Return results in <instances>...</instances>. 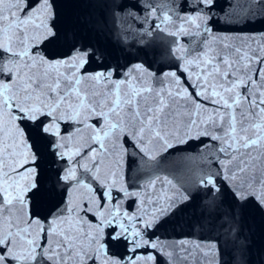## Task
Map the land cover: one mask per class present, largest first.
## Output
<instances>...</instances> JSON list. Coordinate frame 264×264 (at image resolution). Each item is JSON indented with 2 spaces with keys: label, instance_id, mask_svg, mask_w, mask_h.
I'll list each match as a JSON object with an SVG mask.
<instances>
[{
  "label": "snow or ice",
  "instance_id": "obj_1",
  "mask_svg": "<svg viewBox=\"0 0 264 264\" xmlns=\"http://www.w3.org/2000/svg\"><path fill=\"white\" fill-rule=\"evenodd\" d=\"M213 5L214 0H188L186 7L193 9V14L183 19L203 23L206 10ZM112 7L115 19L118 17L115 9H127L128 6L117 2ZM147 7L149 14L145 22L148 18L161 22L172 20L167 11L160 16L156 7ZM232 7L239 8V14L244 17L264 15V0H245L243 5L237 0ZM179 8L177 0H171V10L177 19L182 18L177 13ZM127 15L137 18L130 10ZM54 16L52 0H0V77H3L0 78V264H41L44 259L50 264H98L99 254L104 255L107 264H120L107 257L108 245L113 243H123L131 254L125 258V264H155L156 255L140 253L146 249L158 251V244L146 236L158 222V215L169 209L160 208L151 213V219L141 210L132 213L120 210L122 197L139 198L140 194L129 193L125 188H117L115 181L102 179L97 153L105 151V141L109 139H126L132 150L129 152L121 146L124 153L134 161L151 163L155 156L145 147L150 140L162 145L166 151L206 138L208 142L201 145L200 151H209L211 160L207 162L206 170L197 174L196 184L211 194L204 202V211L217 216L226 236H235L239 210L233 208L228 214L222 211L225 193L217 180L226 182L250 171L256 161L254 153H264V53L224 46L219 53L189 62L195 71L181 67L188 87L195 93L194 117L178 114L159 97L149 103L151 89L116 92L107 105H102L95 94L91 97L81 95L78 86L85 77L96 81L103 78L108 82L111 70L94 76L84 73L80 78L65 75L63 79L59 75L51 76L47 71L37 73V69L45 66H63L73 73L83 69L89 55L95 57V52L81 49L75 40H67L55 25ZM153 27L161 30L162 23ZM179 27L182 29L183 25ZM62 39L71 45V56L54 62L44 58L41 46ZM167 75L180 85L175 72ZM114 87L119 89V84ZM73 97L80 107L79 112L70 103ZM176 97L190 99L191 93L188 88L178 87ZM205 104L212 107L207 108ZM201 113H207V119H201ZM93 117L99 127L88 123ZM180 119L185 120L182 128L178 132H168L169 122L175 126ZM61 123L70 125L72 130L62 135ZM29 124L33 133L31 142L21 127ZM83 127L89 129V135L82 147L74 142L80 134L79 128ZM49 136L54 139L49 141ZM45 149L54 157V162H69L68 167L58 172L57 183L86 192L82 203L69 206L70 202L65 199L46 226L38 217L25 212L28 194L35 195L40 191L36 182L37 162ZM86 159L92 162V167L82 163ZM213 163L217 168L211 167ZM227 165H232L230 176L224 175ZM77 166L80 175H77ZM20 181H23L22 185ZM223 187L240 207L254 200L264 209V189L257 194L251 186L238 183L235 187L224 183ZM114 191L117 192L115 203ZM183 199L186 201L188 197ZM17 206L25 213L19 220L11 218V209ZM6 212L8 219L4 216ZM68 214L79 217V223L75 226L69 220L56 223ZM84 216H91L94 223L84 220ZM33 225L45 236L44 246L32 238ZM82 227L91 231L80 233ZM57 228H63V231ZM48 235L58 237L55 248L49 246Z\"/></svg>",
  "mask_w": 264,
  "mask_h": 264
},
{
  "label": "water",
  "instance_id": "obj_2",
  "mask_svg": "<svg viewBox=\"0 0 264 264\" xmlns=\"http://www.w3.org/2000/svg\"><path fill=\"white\" fill-rule=\"evenodd\" d=\"M117 2L128 7L116 8L118 17L114 19L112 5ZM236 2L237 0H214V5L206 10L205 22L191 23L183 19L193 14V9L186 7L188 0H177L180 4L177 13L181 19H177L176 14H173L171 0H52L55 25L67 40H75L81 49L87 48L95 52V57L89 55L83 69L73 73H69L63 66H45L36 71L38 74L47 71L51 76L59 75L63 79L65 75L80 78L84 73L94 76L101 72L106 74L111 70L112 76L108 82L103 78L98 81L81 78L78 86L81 95L91 97L95 94L102 105H107L116 92L151 89L149 103L159 97L178 114H192L194 117L195 93L188 87L181 67H189L190 71H195L189 62L197 61L198 57L219 53L224 50V46L264 53V15L244 17L239 14V8L232 7ZM244 2L245 0H239L241 5ZM147 5L156 7L160 16L167 11L172 20L161 22L148 18L145 22L149 14ZM128 10L137 18L127 15ZM156 23H162L161 30L153 27ZM179 25H183V28ZM40 51L44 58L53 62L72 54L71 45L63 39L43 44ZM137 65L140 66L138 69L135 68ZM171 72H175L180 78V85L167 75ZM49 82L51 83V78ZM115 84H119V89L114 87ZM178 87L188 88L191 98H177ZM70 103L75 106L76 112L80 111L75 97ZM204 106L212 107L207 104ZM121 118L123 119V116ZM201 119H207V113H201ZM88 123L99 127L95 117ZM184 123L183 119L178 120L175 126L169 122L167 131L178 132ZM21 127L31 142L32 125ZM71 130L70 125L60 124L62 135ZM79 133L74 143L83 147L88 139L89 129L79 128ZM192 134L195 135V131ZM47 139L51 141L54 137L49 136ZM207 142L206 138H201L165 151L162 145L150 140L145 147L150 155L155 156V161L142 163L134 161L121 150V146L129 152L132 150L126 139H109L105 141V151L97 153L101 160L100 174L102 179L115 181L117 188L140 194L139 198L122 197L121 211L132 213L141 210L142 214L151 219V213L158 212L160 208L169 209L158 215V222L146 236L158 244V251L146 249L140 253L156 255L155 264H264V209L254 200H249L245 206L240 207L227 188L223 187L224 183L233 187L238 183L241 186H251L259 194L264 189V183L257 182L264 181V153H254L256 161L250 171L236 175L226 182L217 180V184L222 185V192L225 193L221 201L222 211L228 214L233 208L239 210L235 221V236H226L217 216H210L204 211V202L211 198L210 192L196 184L197 174L205 171L207 162L211 160L209 151H200L201 145ZM71 143L73 142L70 141ZM82 163L92 167V162L87 159ZM68 166L67 161L54 162V157L48 154L47 149L37 162L36 182L40 191L35 195L28 194L29 203L25 212L38 217L45 226L65 199L70 202L69 206L82 203L86 199L85 191L57 183L58 172ZM211 167L217 168L214 163ZM231 168L232 165L225 167V176L231 175ZM80 174L81 170L77 166V175ZM20 183L22 185L23 181ZM92 187L95 188L96 185L93 184ZM116 196L117 192L114 191L113 203L116 202ZM184 197L188 199L185 201ZM24 214L18 206L11 209L12 219L19 220ZM4 216L5 219L9 218L7 212ZM79 219L73 214H68L56 223L62 224L64 220H69L75 226ZM83 219L94 223L91 216H84ZM63 227L66 228L67 225ZM57 230L62 232L63 228ZM79 231L83 233L91 230L82 227ZM32 232V238H35L40 246H44L45 236L35 225ZM57 240L58 237L47 236L48 244L53 248L56 247ZM130 255L123 243L108 245L109 260L125 264V258ZM41 264L50 262L44 259ZM98 264H107L103 254H99Z\"/></svg>",
  "mask_w": 264,
  "mask_h": 264
}]
</instances>
